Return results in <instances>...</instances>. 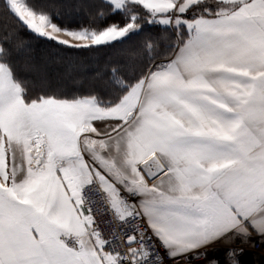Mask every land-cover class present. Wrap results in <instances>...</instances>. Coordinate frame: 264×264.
Returning a JSON list of instances; mask_svg holds the SVG:
<instances>
[{
	"label": "snow or ice",
	"instance_id": "obj_1",
	"mask_svg": "<svg viewBox=\"0 0 264 264\" xmlns=\"http://www.w3.org/2000/svg\"><path fill=\"white\" fill-rule=\"evenodd\" d=\"M261 259L264 0H0V264Z\"/></svg>",
	"mask_w": 264,
	"mask_h": 264
},
{
	"label": "built area",
	"instance_id": "obj_2",
	"mask_svg": "<svg viewBox=\"0 0 264 264\" xmlns=\"http://www.w3.org/2000/svg\"><path fill=\"white\" fill-rule=\"evenodd\" d=\"M246 260H249L251 261L252 260V257H246ZM258 264H264V259H261Z\"/></svg>",
	"mask_w": 264,
	"mask_h": 264
}]
</instances>
